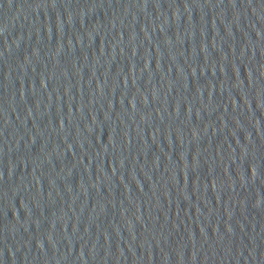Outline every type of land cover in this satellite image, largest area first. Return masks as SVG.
Listing matches in <instances>:
<instances>
[{"label":"water","instance_id":"water-1","mask_svg":"<svg viewBox=\"0 0 264 264\" xmlns=\"http://www.w3.org/2000/svg\"><path fill=\"white\" fill-rule=\"evenodd\" d=\"M0 264H264V0H0Z\"/></svg>","mask_w":264,"mask_h":264}]
</instances>
